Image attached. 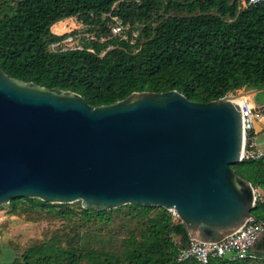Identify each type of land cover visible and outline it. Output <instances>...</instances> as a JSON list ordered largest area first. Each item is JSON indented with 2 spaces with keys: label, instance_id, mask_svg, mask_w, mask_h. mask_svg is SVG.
Masks as SVG:
<instances>
[{
  "label": "trees",
  "instance_id": "16d2710c",
  "mask_svg": "<svg viewBox=\"0 0 264 264\" xmlns=\"http://www.w3.org/2000/svg\"><path fill=\"white\" fill-rule=\"evenodd\" d=\"M113 16L130 25L128 40L112 35ZM70 17L96 39L83 40L84 50H51L64 37L53 26ZM0 68L22 82L78 93L93 107L142 91L177 90L208 103L242 88L264 89V0L247 6L242 0H0ZM232 168L255 188L252 213L264 222V155ZM8 205L13 212L50 213L69 221L70 229L31 244L10 262L2 261L0 246V264H202L177 259L190 235L180 218L160 206L96 211L81 201L26 197ZM115 214L128 222L123 236L103 232ZM255 247L264 250V239ZM256 250L209 264H264Z\"/></svg>",
  "mask_w": 264,
  "mask_h": 264
},
{
  "label": "water",
  "instance_id": "95a60500",
  "mask_svg": "<svg viewBox=\"0 0 264 264\" xmlns=\"http://www.w3.org/2000/svg\"><path fill=\"white\" fill-rule=\"evenodd\" d=\"M262 90L208 103L142 91L93 107L0 68V206L22 197L96 211L160 206L177 212L190 238L219 242L257 220L256 190L232 165L245 144L237 98Z\"/></svg>",
  "mask_w": 264,
  "mask_h": 264
},
{
  "label": "built area",
  "instance_id": "2783aa9c",
  "mask_svg": "<svg viewBox=\"0 0 264 264\" xmlns=\"http://www.w3.org/2000/svg\"><path fill=\"white\" fill-rule=\"evenodd\" d=\"M261 1L262 0H242V5H253ZM69 19L77 23L75 28L69 29L64 33H57L53 30L55 34L64 37L59 41L52 43L50 45L51 50H84L85 46L83 40L96 39L94 33L84 31L85 24L82 21H79L76 17H70ZM112 20L113 23L109 26L112 35H120L122 38L128 40L130 25L124 23L117 16H113ZM134 36L137 37L138 32H135ZM100 40L104 41L105 37L101 36ZM111 47L112 46H109V48ZM87 50L94 51L90 47L87 48ZM240 106L245 129V144L242 161L245 159L261 158L264 155V152L257 147L256 135L257 121H259L263 115L260 113L261 111L253 112L252 110L255 107V103L250 104V101L247 99H244L242 103H240ZM170 211L175 217L179 218L175 210ZM262 234H264V222L250 218L244 223V225L219 242L205 243L198 239L190 238L188 246L179 250L177 259L179 261L194 259L202 264H209L210 260L216 257H223L229 260L244 259L248 257L255 243L259 240Z\"/></svg>",
  "mask_w": 264,
  "mask_h": 264
},
{
  "label": "rangeland",
  "instance_id": "374dc122",
  "mask_svg": "<svg viewBox=\"0 0 264 264\" xmlns=\"http://www.w3.org/2000/svg\"><path fill=\"white\" fill-rule=\"evenodd\" d=\"M71 23L74 24L71 29H74L77 23L73 21ZM250 90L242 88L237 93L249 92ZM250 96L251 94L247 93L244 99L249 100L250 104H254ZM263 96V92L258 93V103L263 102V99H261ZM237 101L242 103L241 99ZM127 223L124 215L115 214V221L105 228L103 232H108V234H113L114 236H123L127 232ZM69 229V221L53 217L50 213L35 211L13 212L8 204H3L0 206V246L3 250L1 259L4 262H10L16 256H20L31 244L40 242L54 234L68 232Z\"/></svg>",
  "mask_w": 264,
  "mask_h": 264
},
{
  "label": "crops",
  "instance_id": "0c3cea01",
  "mask_svg": "<svg viewBox=\"0 0 264 264\" xmlns=\"http://www.w3.org/2000/svg\"><path fill=\"white\" fill-rule=\"evenodd\" d=\"M261 92L264 93V90H262ZM245 93H246V91H245ZM257 95H258V93L251 95L250 96L251 100L255 103V105H256V103H257V105H260V106L264 105V96L261 98V99H263V102L258 103L257 102V100H258ZM260 113L263 115V117L259 121H257L256 141H257V147H258V149H260L261 151L264 152V110H262ZM263 239H264V235L261 236V238L258 240V242H261ZM255 250H256V247L254 245V247L252 248V251L255 252ZM256 251L260 255H264V250H262V251L256 250Z\"/></svg>",
  "mask_w": 264,
  "mask_h": 264
},
{
  "label": "bare ground",
  "instance_id": "6f19581e",
  "mask_svg": "<svg viewBox=\"0 0 264 264\" xmlns=\"http://www.w3.org/2000/svg\"><path fill=\"white\" fill-rule=\"evenodd\" d=\"M71 21H73V20H71L69 18L61 20V21L57 22L52 29H54V31L57 33H64L66 31H68L69 29H71L72 26H74V24H72Z\"/></svg>",
  "mask_w": 264,
  "mask_h": 264
}]
</instances>
